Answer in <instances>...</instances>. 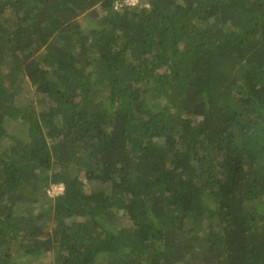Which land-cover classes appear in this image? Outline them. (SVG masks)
Returning <instances> with one entry per match:
<instances>
[{
  "label": "trees",
  "instance_id": "trees-1",
  "mask_svg": "<svg viewBox=\"0 0 264 264\" xmlns=\"http://www.w3.org/2000/svg\"><path fill=\"white\" fill-rule=\"evenodd\" d=\"M0 264H264V0H0Z\"/></svg>",
  "mask_w": 264,
  "mask_h": 264
},
{
  "label": "rangeland",
  "instance_id": "rangeland-1",
  "mask_svg": "<svg viewBox=\"0 0 264 264\" xmlns=\"http://www.w3.org/2000/svg\"><path fill=\"white\" fill-rule=\"evenodd\" d=\"M82 26H87V21L83 18H79ZM17 80H15L16 82ZM14 82V83H15ZM17 82H21V88H20V91H19V94L17 95V102L20 103L21 105H26L27 103H29L30 101L33 100L32 103H34V110L37 112L39 111V107L37 105V100L39 99V97L35 94L33 88L30 86L29 84V81L27 78H22L20 79L19 81ZM22 131V125L19 123V124H15L12 126V132H14L15 134L17 135H20V132ZM124 222H125V219H123ZM187 226H189L187 224ZM41 261L43 262H46L47 260L46 259H41Z\"/></svg>",
  "mask_w": 264,
  "mask_h": 264
},
{
  "label": "built area",
  "instance_id": "built-area-1",
  "mask_svg": "<svg viewBox=\"0 0 264 264\" xmlns=\"http://www.w3.org/2000/svg\"><path fill=\"white\" fill-rule=\"evenodd\" d=\"M141 0H113V9L121 10L125 7L137 6ZM64 191V184L62 182L52 183L47 189V195L50 198L62 193Z\"/></svg>",
  "mask_w": 264,
  "mask_h": 264
}]
</instances>
